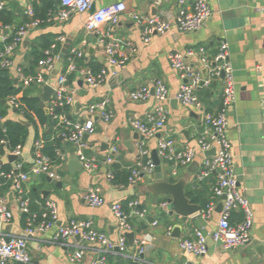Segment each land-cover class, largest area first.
<instances>
[{"label":"crops","instance_id":"crops-1","mask_svg":"<svg viewBox=\"0 0 264 264\" xmlns=\"http://www.w3.org/2000/svg\"><path fill=\"white\" fill-rule=\"evenodd\" d=\"M1 1L5 4L4 10L13 14L14 22L8 26V30L0 29V49L5 47L14 31L29 19L25 13L28 5L37 4L40 13H43L48 3L53 8L39 26L29 30L26 38L15 50L13 66L8 69L14 81L18 80L14 85L20 84L17 70L22 68L27 72L25 74L35 79L25 90L31 96L40 98L43 94L41 86L57 85L58 74L66 70L72 58L77 70L68 76V85L74 96L68 115L75 122L89 119L95 122V131L86 140V153L97 160L95 169L85 170L75 158L74 146L63 140L61 151L66 156V161L56 164V171L61 177L57 182H62V187L58 188L48 182L45 175H31L23 184L30 198V210L38 215L37 225L42 221V214L46 212L47 201H53L58 206V220L43 231L37 230L35 236L28 241L27 249L31 256L29 264H72L68 257L79 250L84 252V256L75 264H91L104 255L99 244L88 243L77 237L58 238L60 229L71 220L92 221L94 228L106 234L113 242H118L122 235L126 237L127 233L135 234L132 253L126 237L128 251L125 254L107 253V264L109 256L116 264H186L187 261L192 264H264V0H209L211 18L201 30L191 33L182 32L175 26L178 0H92L93 11L73 14L64 21L58 16L62 7L56 0H48L47 3L43 0ZM194 1L189 0L188 5H192ZM119 3H124L127 10L121 14L118 24L107 21L97 32H86L85 23L92 13L102 9L110 10ZM136 13L159 16L171 24V29L164 34L155 35L145 44L142 42V30L133 19ZM108 35L122 40L126 53L130 55L121 68H114L108 63L105 54ZM60 38L65 41H59ZM46 41H50L51 46L57 45L55 54L58 60L52 73H47L40 67L32 54L34 48L40 49V45ZM222 42L229 45L237 95L236 104L227 114V136L232 144L239 187L249 199L254 212L250 241L231 251L224 250L210 239V234L220 218L218 209L222 200H212L215 175L203 182L198 181L206 154L199 152L191 164L175 167L163 163L165 158L157 147L158 139L162 136L173 138L178 150L189 144L194 145L206 130L204 113H215L221 108L224 83L222 76H212V58ZM132 46L134 53L130 50ZM201 47L206 49L209 56L208 66L202 63L198 54L188 59L189 65L203 79L210 80L209 85L202 84L197 88L196 93L203 104V109H197L183 106L177 101V93L188 80L182 79L173 69L168 56L170 53H185L189 49L198 50ZM74 50L81 52L83 56L73 55ZM63 56L64 61L57 72L59 59ZM102 68L109 71L108 80L96 88L90 87L86 83L85 72L91 70L96 73ZM157 80L167 85L169 115L165 127L154 138L147 139L146 149L149 154L141 157L138 144L142 137L131 126V121L148 122L156 117L158 102L154 85ZM140 86H148L151 90V96L146 101H134L130 97L131 92ZM21 97L22 93L19 94V98ZM103 99L110 100V108L114 113L113 119L107 123L96 114L91 115L88 112L92 104ZM41 101L44 106L42 99ZM10 117L18 119L20 116L10 113ZM28 128L30 134L20 159L25 162L26 168L33 162V146L36 142L34 129L30 124ZM114 147L118 148V152L113 166L129 174L130 169L140 160L153 161V153H157L163 173L169 170L168 177L187 180V193H198L207 205L215 202V211L211 218L203 219L201 212L194 219L181 222L176 216L170 217L168 213L160 212L159 208L154 207L151 195L147 193L145 177L136 184L117 185L109 180L107 174L113 166L104 162ZM10 155L12 154L2 155L0 169L5 165L14 169L19 158L10 162ZM149 176L153 178L154 174ZM90 187L101 189L105 199L103 206L93 208L86 204L84 195ZM4 191L13 212V219L8 223L0 222V234L24 236L26 216L19 209L11 182L7 181ZM133 201L140 202L147 214L143 217L142 224L137 220L141 217L132 215L129 218L132 230L123 233L112 207L121 204L124 211L128 210L132 214L129 204ZM192 202L203 206L193 199ZM149 217L154 218L153 222L148 221ZM240 219L241 213L235 212L232 222L236 223ZM195 229H203L208 237L209 250L206 256L188 255L180 247V241L190 239Z\"/></svg>","mask_w":264,"mask_h":264},{"label":"built area","instance_id":"built-area-1","mask_svg":"<svg viewBox=\"0 0 264 264\" xmlns=\"http://www.w3.org/2000/svg\"><path fill=\"white\" fill-rule=\"evenodd\" d=\"M56 1L62 7L58 12V16L63 21L68 20L73 14L88 13L93 3L92 0ZM178 1L179 9L175 16V26L182 32L191 33L201 30L212 16L209 0H195L192 5H188L189 0ZM4 9L5 4L0 0V12ZM126 10V5L119 3L110 8V10L102 9L92 13L85 23L86 32H97L99 27L107 21L114 25L118 24L121 14ZM25 13L29 17V21L16 29L12 35V41L7 42L5 47L0 49L1 68L10 69L13 66L12 57L15 50L26 38L29 30L39 26L42 22L35 17L33 3L27 6ZM133 19L135 24L142 30V42L145 44L149 43L155 35L164 34L171 29V24L159 16L136 13L133 15ZM2 28L9 29L8 26H3L0 23V29ZM59 41L64 42L65 39L60 38ZM56 48L57 45L53 44L49 49L45 50L43 57L38 62L39 66L47 73H52L56 68L58 60V56L55 54ZM130 50L132 53L135 52L133 46ZM72 53L78 57L83 56L81 52H76L75 50ZM105 54L107 55L109 65L114 68L123 67L130 56L125 51V43L110 35H108V39L105 41ZM197 54L200 56L202 63L208 66L210 59L206 49L203 47L198 50L189 49L185 53H170L168 58L171 66L180 74L181 78L188 80L177 93V101L183 106L203 109V104L196 91L202 84L209 85L210 80L203 79L201 74L196 72L188 63V59ZM212 60L214 63L212 76L219 77L224 74L221 108L215 113H204L206 130L197 138L194 145L189 144L182 150H178L176 141L173 138L162 136L158 139L157 147L161 156L175 167L191 164L199 152L206 153L211 149H216L215 156L205 158L198 181L203 182L213 175L216 176V183L212 188V200H222V210L218 224L210 234V239L214 243L221 245L224 250L231 251L244 246L250 241L254 223V212L249 199L239 187V178L234 167L232 144L227 136L229 124L227 114L237 102L234 69L230 61L229 45L227 42L221 43ZM76 70L77 67L71 58L66 70L57 76V85L53 86L54 94L47 110L49 116L57 122L55 128L61 129V139L77 149L76 155L82 167L87 171H92L97 167V160L86 153L88 143L85 136L95 131V122L93 119L85 122H75L70 119L68 113L65 111L74 103L73 92H71L68 85V76ZM17 76L24 89L29 87L35 80L33 76L25 74L22 68L17 70ZM108 77L109 71L105 68L96 73H93L91 70L85 72L86 83L92 88L105 83ZM37 81L40 82L41 80ZM154 87L155 97L158 102L156 117L151 118L148 122L131 121V126L142 137V141L138 144L141 157L149 154L146 149L147 139L154 138L165 127L169 115L167 108L169 100L167 85L165 82L157 80ZM150 96L151 90L148 86H140L130 94L132 100L139 102L148 100ZM7 103L9 106L19 109L21 105L19 95L10 97ZM88 112L91 115L96 114L99 119L106 123L110 122L114 117L109 99H103L92 104ZM44 144L43 138L36 140L33 146L34 159L28 168H26L25 162L20 160L23 155V147L19 146L11 153L17 159L19 158L14 169L9 173L0 171V221L8 223L13 219V212L4 191L7 181L12 183L19 209L26 216L24 236H6L0 234V264H29L31 256L27 249L28 241L35 236L37 230L43 231L51 227L58 220L57 204L53 201H47L46 212L42 214V221L37 225L38 215L31 212L30 198L23 187V184L29 180L31 175H45L54 181L61 180L60 175L56 171V164L66 161V156L61 151V148H57L55 151L56 161L53 160L44 154ZM117 152V147L112 148L111 155L106 158L104 163L113 166ZM1 158L2 154L0 151ZM154 168L155 166L151 160L147 162L140 160L135 167L130 169L128 183L136 184L144 176L152 175ZM107 176L109 180H113L112 169L108 172ZM84 200L87 205L93 208L105 204V199L99 187H90L84 195ZM129 207L132 210V214H127L121 204H115L112 207L118 225L123 233L131 232L129 218L132 215L143 218L147 214V211L140 206V202L138 201L131 202ZM214 211L215 202L212 201L203 209L201 213L203 219H210ZM235 212H240L242 219L233 223L231 218ZM154 224L156 225L157 222ZM168 233L170 234V231ZM78 236L88 243L99 244L102 247L104 255L92 261L91 264H107L105 256L107 253L116 252L125 254L128 251L125 235H122L118 242H113L106 234L96 230L90 220H71L58 233V238L62 239ZM180 247L188 255L206 256L209 250L208 237L203 229H195L190 239L180 241ZM83 256L84 252L82 250L75 251L69 255L68 260L70 263L75 264L80 262ZM186 264H192V262L187 261Z\"/></svg>","mask_w":264,"mask_h":264},{"label":"trees","instance_id":"trees-1","mask_svg":"<svg viewBox=\"0 0 264 264\" xmlns=\"http://www.w3.org/2000/svg\"><path fill=\"white\" fill-rule=\"evenodd\" d=\"M48 0H43L47 3ZM35 10V17L43 20L46 18L47 13L52 11V5L48 3L43 13L39 12L37 4L33 5ZM29 21V19L27 20ZM26 21V22H27ZM14 22V16L11 12L3 10L0 12V23L3 26H11ZM12 37L8 39L7 42H11ZM51 42L46 41L40 45L39 48H34L33 56L35 61L38 63L43 57L45 50L51 47ZM26 72V71H25ZM34 73V71H32ZM27 73V72H26ZM14 79L11 77L8 69L1 68L0 66V151L2 155H7L15 151L19 146L23 147L30 134V128H28L24 122L29 123L35 132V139L39 140L43 138L45 144L43 152L45 155L51 157L56 161V149L61 148L62 139L60 137L61 129H56V121L53 120L48 113V110L44 108L41 99L37 96H31L27 92L22 84L18 86L14 85ZM32 85V84H31ZM22 93L20 98V108L16 109L12 106H8V100L10 97L19 95ZM4 101L6 103H4ZM68 113V108L65 110ZM60 112V111H58ZM10 113L19 115L18 119H12ZM40 128L42 133H40ZM11 167L8 165L3 166L0 171L9 173ZM113 171V182L115 184H127L129 173L125 171H120L117 166L112 167ZM188 196L193 199L194 202L202 203L206 208V203L202 200L201 196L197 193L188 192ZM202 206V207H203ZM128 214L129 211L125 210ZM234 216V214H233ZM233 216L231 220L233 221ZM241 220V219H240ZM108 264H116L112 262L111 257H108Z\"/></svg>","mask_w":264,"mask_h":264},{"label":"water","instance_id":"water-1","mask_svg":"<svg viewBox=\"0 0 264 264\" xmlns=\"http://www.w3.org/2000/svg\"><path fill=\"white\" fill-rule=\"evenodd\" d=\"M91 11H93V8H91ZM5 34H7V32H5ZM64 57L65 56L59 59L57 72L61 68V65L64 61ZM223 77L224 74H222V78ZM17 83L18 80L15 81V84ZM41 89L43 90V94L40 96V98L43 100L45 108H48L49 103L51 101V97L54 94V88L53 86L47 84L41 86ZM4 103L6 102L4 101ZM24 124L27 127H29L28 123L24 122ZM184 134L188 137L187 132H185ZM87 137L88 135L85 136L86 140ZM76 150L77 149L74 147L73 152H76ZM205 154L207 157H213L216 154V149L215 148L211 149ZM75 158L78 161V163L82 166L81 162L77 158V155L75 156ZM152 159H153L152 162L155 166L153 171L154 177L153 178H150V176H144V177L148 184L147 193L151 195L152 203L154 207L159 208V211L164 214L168 213L167 215H169L170 217L176 216V218L179 219L181 222H185L189 218L194 219L195 217H197V215H200V213L203 211V207L199 204L193 203L191 198L188 196L187 180L168 177L170 174L169 170L163 173L160 168L161 161L157 153H153ZM9 160L10 162H14L17 160V157L14 155H10ZM163 163L166 165L170 164L166 159L163 160ZM0 166H1V161H0ZM47 180L48 182L54 184L58 188L62 187V182H57L50 178H47ZM221 210H222V205L219 207L218 212H221ZM137 220L141 224L143 223V218H138ZM153 220H154L153 217L148 218V221L150 222H153ZM176 231H178V229ZM126 237L128 239L132 253L135 245V234L132 232L127 233ZM77 238L80 240V236H78Z\"/></svg>","mask_w":264,"mask_h":264}]
</instances>
